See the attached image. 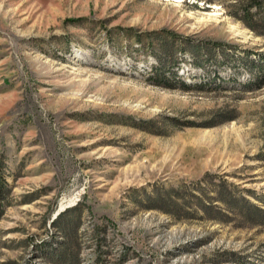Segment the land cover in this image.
I'll return each mask as SVG.
<instances>
[{
	"label": "rangeland",
	"instance_id": "374dc122",
	"mask_svg": "<svg viewBox=\"0 0 264 264\" xmlns=\"http://www.w3.org/2000/svg\"><path fill=\"white\" fill-rule=\"evenodd\" d=\"M251 4L0 0V264H264Z\"/></svg>",
	"mask_w": 264,
	"mask_h": 264
},
{
	"label": "trees",
	"instance_id": "16d2710c",
	"mask_svg": "<svg viewBox=\"0 0 264 264\" xmlns=\"http://www.w3.org/2000/svg\"><path fill=\"white\" fill-rule=\"evenodd\" d=\"M251 2L252 4L250 5V8H247L245 10L246 13L245 16L247 18H252L253 16H256L250 11L251 8H258L260 10L258 15H262L263 25H264V4L259 0H251ZM246 25L250 27L252 30H256L252 24L246 22ZM217 46H221V45H217ZM218 187L220 188V193L218 197L220 201L229 203L234 201L236 202L239 199V197L233 195L232 191H228L226 187L223 186L222 187L218 186ZM225 191L228 193H225ZM9 194H10L9 183L7 182V179L4 176L3 171L0 170V219L4 215L6 207L9 204ZM170 198H172V196L168 198L158 194L155 201L162 200L165 204H171V202L173 201ZM242 201H245V208L243 207V209L246 210L245 211L246 214L252 216L256 220H258V222L264 223V208L253 202L246 200L245 198H243ZM63 215L64 214H60V216L57 218L54 224H58L61 218L63 217ZM71 246H72L71 243L70 246L68 247L65 246L64 249L55 256L54 262L56 264H77L72 257Z\"/></svg>",
	"mask_w": 264,
	"mask_h": 264
}]
</instances>
